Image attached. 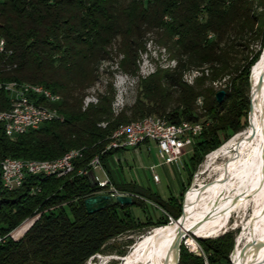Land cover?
I'll return each instance as SVG.
<instances>
[{"label": "trees", "instance_id": "trees-1", "mask_svg": "<svg viewBox=\"0 0 264 264\" xmlns=\"http://www.w3.org/2000/svg\"><path fill=\"white\" fill-rule=\"evenodd\" d=\"M256 39L261 49L254 51ZM2 40L0 112L12 106L4 85L29 83L61 96L44 103L62 119L14 138L0 128V235L19 233L0 244V264H86L109 240L166 226L183 212V193L166 200L132 182L116 187L134 194L135 205L87 212L85 199L101 189L80 172L90 171L96 157L104 164L120 150L109 148L114 131L156 115L170 123L206 117L190 156L195 170L205 156L249 128L250 70L264 47V0H0ZM150 43L163 48L175 66L142 79L135 103L119 113L112 82L96 104L85 105L103 64L138 76ZM190 71L201 73L193 83L185 80ZM222 81L226 93L219 102L215 85ZM72 150L81 151L82 158L70 176L29 174L21 187L3 186L4 160L52 161ZM143 199L163 210L157 220L133 214L134 206H146ZM198 242L205 256L182 246L179 264H232V232Z\"/></svg>", "mask_w": 264, "mask_h": 264}, {"label": "bare ground", "instance_id": "bare-ground-1", "mask_svg": "<svg viewBox=\"0 0 264 264\" xmlns=\"http://www.w3.org/2000/svg\"><path fill=\"white\" fill-rule=\"evenodd\" d=\"M258 65L260 75L256 81H253L254 66L251 72L254 89L264 75V50ZM8 86L9 89L19 88V97H36V93L38 97V99H33V104H26L12 98L11 109L0 112V117H5V122L0 121V128L5 130L8 136L16 137L11 130H8L7 126H15L26 133L48 122L46 117H39V124L36 123V120L26 121L23 118H18L19 112H33L34 106L38 107L39 112L49 114V119H62L58 111L44 103V101L51 104L59 102L60 95L52 93L41 85L18 82L4 85V87ZM254 106L255 114L249 128L235 134L222 145L223 147L221 146L219 150L208 155L203 168L212 169L216 177L207 183L206 187H203V183H197V180L196 184L188 190L184 206L185 217L180 221L175 220L166 226L153 229L147 234L141 241L137 254L132 256L131 264H177L173 246L180 236V229L184 233H189L183 241L186 240L189 245H195V240L189 236L218 237L220 231L228 228L233 213L246 211L249 207H252V216L242 224V232L237 237L231 258L234 263L246 262L250 264L256 260L258 255L260 258L264 256V249L258 254L254 246L249 247L246 254L242 255L245 245H251L255 240L264 239V87L262 90L255 91ZM145 121H156V117H147L121 128L134 129L145 126ZM164 129H171V123L164 121ZM121 144L122 136L113 134L109 148L115 149ZM125 144H132V137H125ZM75 155H82V153L79 150H72L63 157L52 161H24L8 158L2 163V175H7V164L21 165L23 170L37 168L40 171H50L53 165H62ZM97 160L100 158L96 157L91 161V167ZM75 161L70 167L63 168L62 173L57 174L56 177L73 174ZM25 177L26 175H21V182ZM2 182L4 186V181ZM197 187L199 191H197Z\"/></svg>", "mask_w": 264, "mask_h": 264}, {"label": "rangeland", "instance_id": "rangeland-1", "mask_svg": "<svg viewBox=\"0 0 264 264\" xmlns=\"http://www.w3.org/2000/svg\"><path fill=\"white\" fill-rule=\"evenodd\" d=\"M259 49H261L260 40L256 39L251 45V50L256 51ZM263 50H264V47L262 49L259 62L254 66L253 80H256L259 78L260 70H259L258 64L260 63ZM175 64H176L175 61L170 59L169 54L163 48H161L159 45L155 43H150V45L148 46L147 52L142 54L140 63H139L140 72L138 76H131L129 74L122 72L116 64L105 63L100 69V72H101L100 80L96 82L90 89L87 90L88 95L85 98V105H88L90 103L96 104L98 102L99 94L105 91L106 86L109 82H112L116 90L114 110L116 113H119L124 108L131 107L135 103L136 99L140 95V81L142 79L150 76L151 74L156 72L158 69L172 68L175 66ZM252 68L250 70L251 86H252V80H251ZM200 74L201 73L197 71H190L185 75V80L188 81L189 83H193L195 79L198 76H200ZM215 86L216 88H218V90H221V88L225 86V81H222L221 83H218ZM250 93H251V88H250ZM200 105H201V102H200ZM198 120L200 122L205 123L207 121V118L199 116ZM248 126H249V118H248V125L246 126V128ZM189 149L190 148H187V150ZM144 150L145 149H143V151ZM128 152L133 162L138 161L139 151L137 153V151H134V149L129 148ZM208 155H210V153ZM208 155L205 156L203 162L200 165H198L195 170L193 169V173H194L193 179L190 181V184L188 185V187L185 188L182 192L184 194L183 199H182L183 206H184V200H185L188 190L192 188L194 184H196L197 180H198L197 183L207 184L216 177L215 174L212 172V169L209 170V169L203 168V165L205 164V161ZM157 163H160V162H157ZM135 165L139 166L140 164H135ZM162 170L163 169L161 167L156 169L157 173L163 178V180H165ZM197 189H198L197 191H199L198 187ZM181 194L179 195V197H182ZM252 212H253L252 207H249L246 211L233 213L232 217L230 218L228 228H226L225 230H222L223 232L220 231L219 236L226 233V231L232 232L236 240L238 235L242 232V224L246 222L252 216ZM173 221L171 220V222ZM156 228H159V227L153 225V226H149L146 228L135 229L133 231L127 232L123 235H120L114 239L109 240L103 246L101 252L96 254L92 258H90L86 264H131V258L132 256H135L137 252L139 251L141 241L143 240V238L147 234H149L153 229H156ZM13 234L14 236L16 235V238H19L18 232L15 231L13 232ZM189 238H193L195 240V245H189L185 240L183 241L182 246H185L186 248H188L190 252L198 256H205V253L198 242L199 238L193 237V236H189ZM182 246H181V249H182Z\"/></svg>", "mask_w": 264, "mask_h": 264}, {"label": "built area", "instance_id": "built-area-1", "mask_svg": "<svg viewBox=\"0 0 264 264\" xmlns=\"http://www.w3.org/2000/svg\"><path fill=\"white\" fill-rule=\"evenodd\" d=\"M5 42L2 40L0 42V51L4 50ZM5 89L10 93L11 98H16V101H23L26 104H33V99H38L37 93L36 97H19V88ZM39 117H46L48 121L57 120L49 119V114L41 113L38 111V107L34 106L33 112H19L18 118H23V120H36L39 124ZM0 121L5 122V117L1 116ZM164 117L156 115V121H145V126L135 127L134 129H124L119 128V130L114 131L112 134L122 136V144L115 149H127V148H139L145 146L149 141L154 142L158 155L162 163L165 164H179L183 161L184 157L188 154L187 148L193 151L196 141L203 134L205 129V124L203 122H189L182 121L180 123H171V129H164ZM41 126V125H40ZM8 130L12 131L13 135L18 136V134H24L20 128L15 126H7ZM125 137H132V144H125ZM82 155H75L69 158L67 162L62 165H53L50 171H40L39 169L34 170H23L21 165H8L7 164V175H2V181H4V187L8 190H14L21 187L24 182H21V175H42V176H56L62 173L63 168H68L71 164L80 159ZM153 174V179L155 182H160V176L156 172V166L152 165L150 167ZM97 170L104 171L103 163L101 160H97L95 165L88 172H83V175H89L91 172L94 173V179L96 185L100 187L101 191L98 194H110L112 196L118 195H131L129 193H124L120 191L113 180L105 174L101 177L96 173ZM173 221V220H172ZM13 232L8 235H0V244L5 243L8 238L13 236ZM18 239V238H17Z\"/></svg>", "mask_w": 264, "mask_h": 264}, {"label": "crops", "instance_id": "crops-1", "mask_svg": "<svg viewBox=\"0 0 264 264\" xmlns=\"http://www.w3.org/2000/svg\"><path fill=\"white\" fill-rule=\"evenodd\" d=\"M132 149L137 151V153L139 151L138 161H132V158L128 154L129 148L120 149L105 161L103 164L104 171L97 170L96 173L101 177L107 174L113 180L116 186L131 182L137 183L142 187L151 189L161 198L166 200L170 196L179 197L183 190L190 184V175L191 172H193L190 163V156L192 154L191 150H188V154L184 157L181 163L165 164L161 162L157 147L154 142L149 141L144 147L141 146L139 148ZM143 149L145 150L143 151ZM135 164L140 165L137 166ZM152 165H155L156 169L159 167L163 169L162 171L166 181L163 180L160 175V182L157 183L154 181L152 170L150 169ZM129 194L134 197V194ZM145 201V207L139 208L134 206L132 208L133 214L141 219H145L146 217L150 216L153 217L154 220H157L162 215L163 210L154 203L148 200Z\"/></svg>", "mask_w": 264, "mask_h": 264}, {"label": "water", "instance_id": "water-1", "mask_svg": "<svg viewBox=\"0 0 264 264\" xmlns=\"http://www.w3.org/2000/svg\"><path fill=\"white\" fill-rule=\"evenodd\" d=\"M264 87V75L260 78L259 82H258V85L256 86V88L254 89L253 85L251 86V93H250V101H251V104H250V111H249V124H252V119H253V116L255 114V106H254V93L256 90H262ZM225 91L224 90H220L218 93H217V99L219 102H221L225 96ZM90 176V179H91V186L92 187H95L96 186V182H95V179H94V173L91 172L89 174ZM207 184H204L203 187H206ZM185 201H186V197H185V200H184V206H185ZM136 201L134 199L133 196L131 195H118V196H112L110 194H96V195H93V196H90L88 198L85 199V206H86V209H87V212L89 214H94L104 208H106L108 205L110 204H120V205H129V206H133L135 205ZM184 206H183V212H182V215L181 217L177 220V221H180V219H183L185 217V209H184ZM179 238L176 240V242L174 243V246H173V253L175 255V258H176V262L177 264H179L180 262V251H181V246H182V243H183V239L189 235V233H184V231L182 229L179 230ZM197 237V236H196ZM199 239H204V238H200V237H197ZM236 241L237 239L235 240V245H234V249H235V246H236ZM251 246H254V248L256 249L257 253L259 254L263 249H264V239L262 240H255L253 241V243L250 245V244H247L243 247V250H242V255H245L246 254V251L249 247ZM233 249V251H234ZM232 251V253H233ZM230 261L232 264H247L246 262H240V263H234L231 256H230ZM250 264H264V256L262 258H260V255L257 256L256 260L251 262Z\"/></svg>", "mask_w": 264, "mask_h": 264}]
</instances>
